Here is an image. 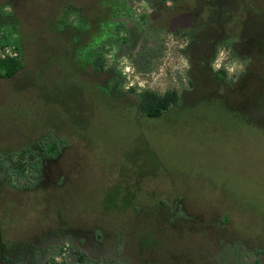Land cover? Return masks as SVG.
<instances>
[{
  "label": "flooded vegetation",
  "instance_id": "flooded-vegetation-1",
  "mask_svg": "<svg viewBox=\"0 0 264 264\" xmlns=\"http://www.w3.org/2000/svg\"><path fill=\"white\" fill-rule=\"evenodd\" d=\"M93 1L94 8H45L55 19V40L46 43L43 36L33 48L23 41L14 18L16 7L26 1L0 0L8 7L0 8V47L13 50L1 53L0 62L4 65L14 59L20 63L11 75L0 71V78L12 77L24 62L31 66L28 74L35 84L23 85L19 93L23 99L39 102L35 108L43 125L37 133L39 123L26 119L30 126L26 137L0 139V188L13 196L15 190L47 188L54 206L53 218L25 236L15 237L10 224L0 221V264L131 263L122 258L126 234L121 236L112 227L128 216L117 210L106 212L99 198L100 194L109 197L132 177L107 160L100 194L78 183L85 169L98 162L96 157L112 153L95 139L90 124L78 123L81 113L72 116L74 108H82L67 102L73 98L74 78L97 97L100 107L125 108L140 125L169 110L202 105L229 110L240 125L264 137V0ZM28 9L40 18L45 15L42 8ZM234 63L242 65V70L231 71ZM63 86L67 89L58 102L54 94ZM59 107L64 117L57 113ZM73 183L72 195L63 197ZM183 191L159 199V213L150 215L146 236H170L178 223V238L186 231L184 236H195L196 243L204 237L211 239V229L223 222L216 216L205 223L203 208ZM134 192L125 187L122 195L132 197ZM132 211L137 214L139 210ZM133 220L137 217L123 221L128 234L138 230ZM162 241L156 238L151 243ZM172 241L163 242L164 253L174 251L165 247ZM218 242L225 250L220 238ZM236 252H232L233 259ZM250 253L253 263L261 260L264 250L252 248Z\"/></svg>",
  "mask_w": 264,
  "mask_h": 264
},
{
  "label": "rangeland",
  "instance_id": "rangeland-1",
  "mask_svg": "<svg viewBox=\"0 0 264 264\" xmlns=\"http://www.w3.org/2000/svg\"><path fill=\"white\" fill-rule=\"evenodd\" d=\"M25 1L24 5L16 7L18 11L14 18L19 22L23 41L32 47L43 36L46 43L55 40L52 33L55 19L45 8L95 6L93 0ZM2 3L0 8H8ZM28 8H42L45 15L40 18L33 12L29 13ZM1 49L0 54L13 52L10 46ZM29 70L31 66L24 62L12 77L0 78V139L14 135L26 137L30 127L26 119L39 123L36 124L39 127L37 133L43 126L35 108L39 102L30 97L23 99L19 93L23 85L35 84ZM71 84L74 85L73 98L67 102L73 101L74 107H82L74 108L72 116L81 113L78 123L90 124L96 133L95 139L103 149L112 153L109 154L111 156L103 154L96 157L98 162L85 169L80 178L82 182L78 183L100 194V176L107 160L114 163L122 174L132 177L128 183L123 182V189L120 185L109 197L104 198L100 194L99 198L106 212L117 210L126 213L128 218L123 217L126 219L124 222L137 217L133 225L138 230L131 234L127 233L128 227L123 221L113 222L112 227L117 228L121 236L126 234L128 241L126 249L122 250L125 253L122 258L129 259L130 264H152V261L156 264H200L198 259L203 264H248L252 263V248L264 250V137L256 129L240 125L227 109L202 105L169 110L159 118H146L140 125L125 108L100 107L97 97L83 89L76 78ZM66 89L63 86L54 94L58 102ZM47 90L50 91V87ZM30 93L34 94L33 91ZM57 111L60 117L65 116L60 113V107ZM133 133L136 136H132ZM2 145L0 141V148ZM75 184L65 189L63 197L68 196L67 193L72 195L71 189ZM125 187L135 191L132 197L122 195ZM183 190L188 191L189 200L203 208L205 223L216 216L218 222H223L211 229V239L204 237L196 243L195 236H184L186 231L178 238V223L169 231L170 236H146L145 231L150 230V215L159 213V199L171 197L176 191L184 193ZM13 193L15 196L8 189L0 188V221L10 224L15 237L25 236L37 225L46 224L53 218L51 190H15ZM137 208L136 214L132 209ZM156 238L164 241L173 239L169 247H165L166 251L173 248L174 251L164 253V241L160 245H152L151 241ZM219 238L224 243L223 251ZM236 250V258L233 259L232 252ZM116 264L129 263L119 260ZM252 264H264V255Z\"/></svg>",
  "mask_w": 264,
  "mask_h": 264
},
{
  "label": "trees",
  "instance_id": "trees-1",
  "mask_svg": "<svg viewBox=\"0 0 264 264\" xmlns=\"http://www.w3.org/2000/svg\"><path fill=\"white\" fill-rule=\"evenodd\" d=\"M20 66L19 61L11 59L8 64L6 62V64L1 63L0 62V71H2L5 75H11L12 73H14ZM156 114V112H158V110L154 111Z\"/></svg>",
  "mask_w": 264,
  "mask_h": 264
},
{
  "label": "clouds",
  "instance_id": "clouds-1",
  "mask_svg": "<svg viewBox=\"0 0 264 264\" xmlns=\"http://www.w3.org/2000/svg\"><path fill=\"white\" fill-rule=\"evenodd\" d=\"M7 11H11V9L9 8V9H7ZM224 55H225V53L224 52H221V57H223ZM218 66L219 65L217 64V67ZM237 69L242 70V65H237V64L234 63L233 66H232L231 71H235Z\"/></svg>",
  "mask_w": 264,
  "mask_h": 264
}]
</instances>
